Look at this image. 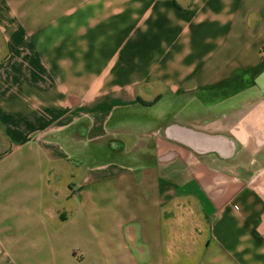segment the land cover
I'll list each match as a JSON object with an SVG mask.
<instances>
[{"label": "crops", "instance_id": "1", "mask_svg": "<svg viewBox=\"0 0 264 264\" xmlns=\"http://www.w3.org/2000/svg\"><path fill=\"white\" fill-rule=\"evenodd\" d=\"M0 30V264H264V0H0Z\"/></svg>", "mask_w": 264, "mask_h": 264}, {"label": "water", "instance_id": "2", "mask_svg": "<svg viewBox=\"0 0 264 264\" xmlns=\"http://www.w3.org/2000/svg\"><path fill=\"white\" fill-rule=\"evenodd\" d=\"M155 134L192 150L198 157L216 154L222 160H230L238 156L245 143V139L236 131H211L178 119L157 127ZM176 157L177 152L170 150L160 155L158 160L159 162H169Z\"/></svg>", "mask_w": 264, "mask_h": 264}, {"label": "rangeland", "instance_id": "3", "mask_svg": "<svg viewBox=\"0 0 264 264\" xmlns=\"http://www.w3.org/2000/svg\"><path fill=\"white\" fill-rule=\"evenodd\" d=\"M4 42H6V37L5 34L0 30V58L5 54L7 47H5ZM8 50V49H7ZM175 113L171 112V110L168 112L167 110L164 112V114L158 119L155 120H147L145 118H142L141 120H143V124L145 123V127L146 128H153V126L157 125L158 123L162 122V121H167L173 118V115ZM129 135H122L121 139L124 140L126 143L128 142V137ZM239 157V156H238ZM236 160H240V159ZM240 158V157H239ZM104 159V157L101 156V154H95L94 158H93V162L95 163H99L100 161H102Z\"/></svg>", "mask_w": 264, "mask_h": 264}, {"label": "trees", "instance_id": "4", "mask_svg": "<svg viewBox=\"0 0 264 264\" xmlns=\"http://www.w3.org/2000/svg\"><path fill=\"white\" fill-rule=\"evenodd\" d=\"M4 44H5V47H7L6 42H4ZM7 54H8V50L6 49V52H5V54L0 58V61L4 60L5 57L7 56Z\"/></svg>", "mask_w": 264, "mask_h": 264}, {"label": "built area", "instance_id": "5", "mask_svg": "<svg viewBox=\"0 0 264 264\" xmlns=\"http://www.w3.org/2000/svg\"><path fill=\"white\" fill-rule=\"evenodd\" d=\"M263 52H264V48H263Z\"/></svg>", "mask_w": 264, "mask_h": 264}]
</instances>
